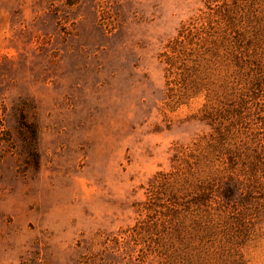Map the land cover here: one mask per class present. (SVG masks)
Instances as JSON below:
<instances>
[{"label":"rangeland","instance_id":"rangeland-1","mask_svg":"<svg viewBox=\"0 0 264 264\" xmlns=\"http://www.w3.org/2000/svg\"><path fill=\"white\" fill-rule=\"evenodd\" d=\"M204 8V0H0V264H80L107 235L159 209L150 179L176 170L175 148L211 133L205 92L168 97L159 57ZM242 57L264 63V32ZM255 101L231 118V144L263 148L264 105ZM216 169L203 167L206 180ZM248 187L247 198L264 203V159ZM236 203L230 211L241 212ZM243 243L223 244L222 259L239 251L241 264H264V237Z\"/></svg>","mask_w":264,"mask_h":264},{"label":"trees","instance_id":"trees-1","mask_svg":"<svg viewBox=\"0 0 264 264\" xmlns=\"http://www.w3.org/2000/svg\"><path fill=\"white\" fill-rule=\"evenodd\" d=\"M78 1L65 3L71 6ZM204 4L159 57L165 64L168 97L205 92L202 119L211 133L175 148L176 170L158 171L150 179L147 194L158 200L159 209L148 208L134 225L107 235L99 254L80 264L106 257L108 264H241L239 251L222 259L223 244L239 247L264 237V203L247 198L248 185L264 159V146L253 149L248 139L241 145L229 142L237 108L250 99L264 105V63L242 57L264 32V0H204ZM234 164L238 171L232 170ZM215 165L221 169L206 180L203 167ZM246 182L243 196L237 199L235 192ZM234 202L241 212L230 211Z\"/></svg>","mask_w":264,"mask_h":264}]
</instances>
